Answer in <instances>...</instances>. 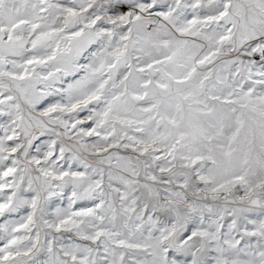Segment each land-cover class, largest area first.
<instances>
[{"label": "snow or ice", "instance_id": "obj_1", "mask_svg": "<svg viewBox=\"0 0 264 264\" xmlns=\"http://www.w3.org/2000/svg\"><path fill=\"white\" fill-rule=\"evenodd\" d=\"M0 264H264V0H0Z\"/></svg>", "mask_w": 264, "mask_h": 264}]
</instances>
